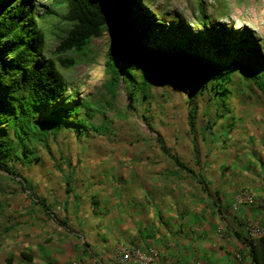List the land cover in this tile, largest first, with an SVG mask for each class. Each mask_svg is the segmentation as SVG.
I'll use <instances>...</instances> for the list:
<instances>
[{"label":"rangeland","instance_id":"374dc122","mask_svg":"<svg viewBox=\"0 0 264 264\" xmlns=\"http://www.w3.org/2000/svg\"><path fill=\"white\" fill-rule=\"evenodd\" d=\"M36 2L40 13L50 4ZM139 5L143 18L136 28L145 46L161 49L167 59L185 53L208 69L240 65L264 79V0H139ZM38 23L49 59L65 25L58 18ZM115 38L109 26L78 56L77 67L63 71L66 93L41 110L35 124L54 112L84 108L66 118L48 142L31 145L30 162L0 169V264H120L121 249L150 258L141 251L146 240L140 239V229L157 232L163 238L157 246L191 240L199 250L206 246L200 254L209 251L207 264H237L243 245L235 230L244 236L255 213L264 209L258 191H264V93L241 71L232 72L221 89L226 91L217 94L201 68L194 74L181 69L158 75L149 64H135L134 82L120 73L112 91L105 65ZM4 131L16 140L14 130ZM159 139L193 174L168 159ZM244 194L257 197V209H235L236 197ZM213 203L229 209L212 218ZM181 206L188 208L185 220L178 214ZM166 262L159 257L150 264ZM243 262L252 264L248 258Z\"/></svg>","mask_w":264,"mask_h":264},{"label":"trees","instance_id":"16d2710c","mask_svg":"<svg viewBox=\"0 0 264 264\" xmlns=\"http://www.w3.org/2000/svg\"><path fill=\"white\" fill-rule=\"evenodd\" d=\"M49 1L50 4L43 7L45 11L40 13L36 0H0V136L7 127L14 130L16 138L13 141L4 135L0 137V169L3 171H8L9 164L18 160L30 162L33 156L31 145L48 142L51 135L56 136L66 118L77 115L84 108L73 106L61 111L62 115L54 112L48 121L35 124L39 112L54 105L66 93L63 71L77 67L80 62L78 56H84L92 41L102 38L109 26L114 27L116 34L105 65L106 72L111 75L109 86L112 91L120 84V73L127 82H134L130 70L135 64H149L156 67L158 75L165 71L173 75L181 69L194 74L201 68L212 80V90L217 94L226 91L221 89L230 81L232 72L241 71L248 82H255L264 93V79L252 73L250 68L234 64L225 70L208 69L185 53L174 54L167 59L161 49L153 50L145 46L136 28L138 18H143L139 0ZM50 18H58L59 24L65 25V31L52 57L47 59L43 55L46 35L38 22ZM130 97L134 100L133 93ZM190 101V128L194 132L196 109L192 105L193 100ZM93 130L100 132L102 129L94 127ZM159 142L163 153L178 169L193 174L179 157L169 151L162 139ZM261 192L264 193L263 190ZM255 198V203L250 206L257 209L260 202ZM39 205L49 212V207L43 201ZM228 209V205L221 207L213 203L211 216H224L223 210L227 212ZM157 213L159 216L161 211ZM197 221L200 222L199 218ZM145 230L140 229V239H155L154 232ZM235 234L243 245L240 251L242 260L248 258L252 264H264V237L257 241L250 240L246 230L244 236L238 231ZM84 253L87 254L86 251Z\"/></svg>","mask_w":264,"mask_h":264},{"label":"crops","instance_id":"0c3cea01","mask_svg":"<svg viewBox=\"0 0 264 264\" xmlns=\"http://www.w3.org/2000/svg\"><path fill=\"white\" fill-rule=\"evenodd\" d=\"M258 191H260L261 192V190H258ZM172 192V191H171ZM262 196H264V193H262ZM165 197V196H164ZM180 197H182V196H180ZM179 197V198H180ZM169 198V201H168V204L169 203H171L172 201H171V198L170 197H168ZM237 198V197H236ZM264 200V199H263ZM195 202H198V203H200V202H203V200H201V201H195ZM156 203V202H155ZM185 203H188V202H185ZM178 204V203H177ZM174 205V204H173ZM189 204H187V206H188ZM191 205H193V208H195V203H192V204H190L189 206H191ZM171 206V205H170ZM189 206H188V208H189ZM157 207H159L160 208V206L159 205H157ZM182 207V209H183V213L182 212H178V214L181 216V218H183L184 220L185 219H187V217H186V215H188V212H185V211H188V208L187 207H183V206H181ZM158 208V209H159ZM260 210H259V212H257V213H255V215L258 217H260V215L261 214H264V209L263 208H259ZM194 210V209H193ZM197 210H199L200 212H202V210L201 209H197ZM204 210V209H203ZM167 212V211H166ZM223 212H225V210H223ZM156 213V212H155ZM261 213V214H260ZM196 214H198V213H196ZM199 214H201V213H199ZM211 214V213H210ZM209 214V215H210ZM164 215V214H163ZM184 215V216H183ZM194 215V214H193ZM171 216H169V218H170ZM168 218V219H169ZM195 218L197 219L198 218V216H196L195 215ZM198 220V219H197ZM180 226H181V224H180ZM182 228V227H181ZM205 229H203V231H202V234H201V237H205L206 238V235H208V233H207V228H208V226L206 225L205 227H204ZM222 228V227H221ZM183 229V228H182ZM156 230H159L158 228L156 229ZM235 231H238V230H235ZM155 234V239H151V238H148V239H146V242H145V244H143V246H144V248H145V250H141L142 252H144V253H148V255L150 256V257H152L153 255H155V260H157L159 257H161V258H163L165 261H168V262H166V264H207L208 262H209V260H211V259H209V256H208V250H207V252H204V253H201L200 254V252H202L201 251V247H206L205 245H200V250H199V246L198 245H196V244H193L192 242H191V240H183V241H178V242H170V243H168V244H162L161 246H157V244H160L161 242H162V240L161 239H163V238H160V237H158L156 234H157V232L156 233H154ZM163 235V234H162ZM165 235H163V237H164ZM185 237V236H184ZM201 242H203V244H204V242H205V239H202V240H200V243ZM208 248V247H207ZM154 252V253H153ZM208 253V254H207ZM200 259H205V261L206 262H204V263H201L200 261Z\"/></svg>","mask_w":264,"mask_h":264},{"label":"built area","instance_id":"2783aa9c","mask_svg":"<svg viewBox=\"0 0 264 264\" xmlns=\"http://www.w3.org/2000/svg\"><path fill=\"white\" fill-rule=\"evenodd\" d=\"M255 203V197L251 194H244L236 198L235 209L238 210L240 207L244 205L250 206L251 204ZM247 236L250 240H260L264 237V219L263 217L257 218L255 221L248 224L246 229ZM118 261L120 264H129L133 262V256H136L135 264H150L154 261L155 255L152 257L142 256V255H132L127 250L121 249L118 251ZM242 257L240 254H237V264H243Z\"/></svg>","mask_w":264,"mask_h":264}]
</instances>
